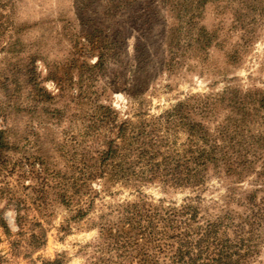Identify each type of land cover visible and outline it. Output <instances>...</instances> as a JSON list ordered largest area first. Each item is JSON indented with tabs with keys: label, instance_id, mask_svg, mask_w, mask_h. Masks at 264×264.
I'll return each instance as SVG.
<instances>
[{
	"label": "trees",
	"instance_id": "16d2710c",
	"mask_svg": "<svg viewBox=\"0 0 264 264\" xmlns=\"http://www.w3.org/2000/svg\"><path fill=\"white\" fill-rule=\"evenodd\" d=\"M17 1L0 0V46H8L11 56L0 66V91L8 101L11 100L9 105L0 109V116L6 122L0 129V184L5 183L4 174L16 165L24 172L37 175L42 184L34 189L33 204L37 210L45 206L42 199L48 192L58 188L52 183L60 177L70 179V187L65 183L62 193L56 191L55 195L64 204L70 202V206L78 196L77 207L82 197H89V182L97 178L122 181L135 188L155 179L174 186L198 187L209 179L212 172L241 182L264 171V91L228 86L213 98V104H209L204 113H199L203 119L213 116L214 122L218 120L213 128L191 117V106H194L191 99L178 102L158 120L143 121L139 115L137 124L118 121L110 106L94 102V109L88 111V132L84 139V143H88L85 147L88 157L86 153L80 155L83 167L76 177L67 179L61 170L49 166L45 150L35 145L40 138L36 125L29 123L24 128L26 125L21 126L14 120L22 116L34 118L38 112L42 117L60 113L55 108L49 111L53 96L39 80L35 62L45 60L41 45L50 36L45 37L43 31L47 28L53 30L58 20L67 28L73 24V19L69 17V8L62 7L58 19L44 16L31 22L18 20L13 12ZM110 2L115 3L112 8L117 12L131 7L135 0ZM162 4L171 21L165 36L168 66L182 57L207 55L213 47L224 51L228 39L222 31L221 17L227 15L231 18V30L238 34V39L235 44L228 43L225 57L227 64L236 66L242 58L241 49L246 45L247 51L264 26V0H163ZM76 5L77 20L83 24L80 12L86 7L85 1L77 0ZM209 6L220 18L218 23H204ZM85 38L92 47L89 52L96 54L94 64L88 63L87 58L80 60L81 54L87 51L83 45L76 51L80 54L76 55L77 59H67L66 63H58L59 60L55 59L52 64H47L48 70L56 68L57 71L62 64L74 67L77 63L79 70L87 69L92 72L91 78L92 75L95 78L97 72L99 74L106 68L115 52L94 33ZM100 92L104 89L97 88L91 95L99 99ZM213 110L214 113L210 114ZM217 114L223 115V119L219 120ZM10 118L14 122L12 125L7 124ZM171 121L187 136L183 143V160L177 158V147L171 155V147L160 139L159 127L168 130ZM31 139L35 142L34 153L16 158ZM257 191L260 189L246 192L244 203L248 213L239 220L227 211L224 215L202 221L198 218L197 207L192 204L181 209L155 206L143 200L126 204L113 221L106 220L99 225L100 235L111 240V250L116 253V259L108 263L159 264L158 255L168 252L171 264H248L264 240V196L257 199ZM84 215L85 211L78 209L76 216L81 218ZM0 224L6 226L1 216ZM1 259L0 255V262Z\"/></svg>",
	"mask_w": 264,
	"mask_h": 264
},
{
	"label": "rangeland",
	"instance_id": "374dc122",
	"mask_svg": "<svg viewBox=\"0 0 264 264\" xmlns=\"http://www.w3.org/2000/svg\"><path fill=\"white\" fill-rule=\"evenodd\" d=\"M83 1L86 7L79 11L84 18L83 24L77 20V0H18L15 4L13 12L18 20L31 22L44 16L58 19L62 7L69 8V17L73 19V24L67 28L58 20L53 30L47 28L43 31L45 37L51 39L42 41L41 55L45 60H36V71L43 87L53 96L49 111L55 108L60 113L45 114V118L38 112L34 118L22 116V119L14 120L21 126L26 125L24 128L33 123L40 137L39 142L31 139L30 144L22 147L16 156L18 159L34 153L35 143L37 148L45 150L49 166L61 170L67 179L76 177L83 167L80 155L88 151L85 149L88 143H84L88 132V111L94 109L96 101L110 106L118 121L137 124L139 115L143 121L158 120L178 102L191 99L194 105L191 106V117L213 128L218 120L214 122L213 116L203 119L199 113H204V109L213 104V98L226 87L264 91V26L248 50L246 45L241 49L242 58L236 66L227 64L225 57L228 43L235 44L238 39V34L231 30L228 15L221 17L222 31L228 39L224 51L213 47L207 55L182 57L168 66L165 36L171 21L163 0H135L131 7L117 12L112 8L115 3L110 0ZM218 19L215 9L207 7L204 23H218ZM91 33L110 44L115 52L106 68L99 74L97 72L95 78L94 75L91 78V71L79 70L77 63L74 67L62 64L57 71L56 68L48 70L47 64H52L55 59L59 60L58 63L77 59L76 51L83 45L87 51L81 54L80 60L87 58L88 63L94 64L96 54L89 52L92 47L85 38ZM7 47L5 44L0 46V66L6 59H11ZM97 88L104 89L99 99L91 95ZM10 103L11 100L8 101L0 91V109ZM217 117L223 119V115L217 114ZM14 122L10 118L7 124ZM5 125L0 116V129ZM168 125V130L159 127L160 139L171 147V155L177 147V158L183 160V143L187 136L174 122ZM3 179L5 183L0 184V216L6 226L0 224V264H111L108 262L116 259V253L111 250L113 243L106 235H100L99 225L106 220L113 221L126 204L143 200L175 209L192 204L197 207L198 218L202 221L224 215L227 211L239 220L248 213L244 203L246 192L260 189L257 199L264 196V171L241 182L212 172L209 179L198 187L174 186L155 179L135 188L103 177L89 182V197H82L76 207L78 196L70 206V202L64 204L55 195L56 191L62 193L65 183L70 187L71 180L60 177L52 183L58 188L50 190L42 199L45 206L39 211L33 204L34 189L42 185L37 175L24 172L16 165L4 174ZM79 207L85 211L81 218L76 216ZM158 256L159 264H171L168 252ZM248 264H264V240Z\"/></svg>",
	"mask_w": 264,
	"mask_h": 264
}]
</instances>
